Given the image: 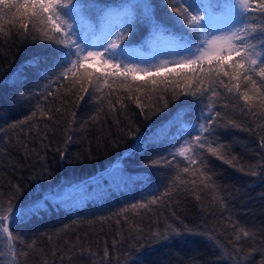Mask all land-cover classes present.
I'll return each mask as SVG.
<instances>
[{
  "label": "trees",
  "instance_id": "trees-1",
  "mask_svg": "<svg viewBox=\"0 0 264 264\" xmlns=\"http://www.w3.org/2000/svg\"><path fill=\"white\" fill-rule=\"evenodd\" d=\"M78 2L92 8L84 10L82 28L94 31L100 44L105 25L96 10L120 11L127 0ZM148 2L151 15L137 13L140 18L133 22L135 32L126 50L144 52L153 42L167 43L168 35L183 33L164 0ZM153 20L160 22L159 33ZM4 27L9 34H0V201L15 196L14 204L45 202L42 215L12 225L20 254L16 264H101L105 247V264H237V255L239 264H264V116L246 115L238 106L224 109L219 105L228 101L221 99L217 110L226 118L217 135L227 145L225 159L204 156L216 190L205 189L197 179L193 192L173 188L157 204L133 209L130 205L149 195V186L161 193L168 187L173 169L150 162L161 156L171 159L169 141L180 134L181 124L195 121L198 110L181 111L178 105L185 98L173 100L171 93L166 95L167 109L155 94L140 95L146 106L141 111L123 90L110 96L104 86L103 99L92 88L85 93L77 86L69 92L67 82L51 83L43 65L33 63L35 54L50 50L33 38L38 33L25 36L16 26ZM47 91L55 95L45 100ZM153 104L158 110H152ZM38 105L52 119L42 117ZM32 112V120L18 123ZM142 138L151 147L138 151L136 143ZM233 224L253 235L236 241ZM155 232L161 237L153 240ZM6 244V239L0 242V250L6 252ZM0 264H8V258Z\"/></svg>",
  "mask_w": 264,
  "mask_h": 264
},
{
  "label": "snow or ice",
  "instance_id": "snow-or-ice-1",
  "mask_svg": "<svg viewBox=\"0 0 264 264\" xmlns=\"http://www.w3.org/2000/svg\"><path fill=\"white\" fill-rule=\"evenodd\" d=\"M164 4L172 14L173 24L179 25L183 33L173 36V43L165 52H157L150 59H139L125 56L126 41L134 35L133 22L140 18L137 13L151 15L153 5L148 0H127L120 11L105 7L95 9L105 25L106 35L100 44L95 42L94 31L85 32L82 28L84 10L92 9L85 3L78 0H0V34H9L5 24L16 26L25 36L38 33L33 38L50 47L43 56L35 54L32 61L37 68L43 65V71L51 74V83L67 82L69 92L77 86L85 93L92 88L102 93L101 99L104 86L109 89L110 96L123 90L128 98L136 100L141 111L146 106L141 104L140 95L155 94L157 101H162L163 108L167 109L166 95L171 93L173 100L185 98L178 105L181 111L190 109L196 113L198 110L195 121L181 124L180 134L169 141L166 151L171 159L161 156L150 162L153 167L163 164L173 169L168 187L161 193L149 186V195L144 202L130 205L133 209L157 204L163 197L171 196L173 188L193 192L197 179L205 189L216 190L210 183L211 175L206 172L204 156L225 159L223 153L227 145L217 135V128L226 118L217 110L221 99L228 101L219 105L224 109L238 106L246 115L264 116V0H164ZM160 27V22L153 20L157 33ZM40 75L38 72L37 77ZM134 93L137 95L133 96ZM54 95L47 91L44 99ZM116 101L122 106V97L117 95ZM109 105L110 110H114L111 100ZM37 108L42 117L52 119L48 111L39 105ZM151 108L158 110L156 104ZM35 116L36 112H32L18 123H28ZM227 123L236 126L232 120ZM16 126L11 125L12 128ZM260 146L264 148V141ZM148 147L151 144H146L143 138L136 143L138 151ZM226 162L231 164L232 160ZM185 176L189 179H184ZM15 191H19L18 186ZM14 199L15 196L6 202L0 201V242L7 241L6 252L0 250V259L7 257L8 264H16L20 255L15 250L18 237L12 225L30 222L45 210V202L40 200L14 204ZM196 199L200 196L196 195ZM232 227L236 241L253 235L236 224ZM132 231L140 229L132 228ZM173 231L176 236L180 235ZM152 236L155 240L161 234L155 232ZM108 257L105 247L101 264H105ZM236 260L239 264L238 255ZM138 264L143 261L139 260Z\"/></svg>",
  "mask_w": 264,
  "mask_h": 264
},
{
  "label": "rangeland",
  "instance_id": "rangeland-1",
  "mask_svg": "<svg viewBox=\"0 0 264 264\" xmlns=\"http://www.w3.org/2000/svg\"><path fill=\"white\" fill-rule=\"evenodd\" d=\"M103 34H102L103 35L102 42H103V39H104V36L106 35V33L103 32ZM172 43H173V35H168V42L167 43L153 42L152 44L149 45V47H147V49H145L144 52H142V51L138 52L135 50H133V51L125 50V56L130 57V58L150 59L157 52H160V53L165 52L169 47H171Z\"/></svg>",
  "mask_w": 264,
  "mask_h": 264
}]
</instances>
